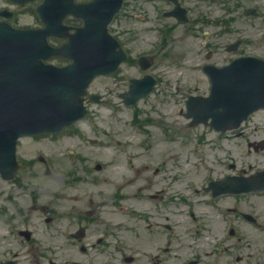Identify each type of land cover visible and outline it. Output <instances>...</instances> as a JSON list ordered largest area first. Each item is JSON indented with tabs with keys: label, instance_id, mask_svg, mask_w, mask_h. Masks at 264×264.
Wrapping results in <instances>:
<instances>
[{
	"label": "rangeland",
	"instance_id": "374dc122",
	"mask_svg": "<svg viewBox=\"0 0 264 264\" xmlns=\"http://www.w3.org/2000/svg\"><path fill=\"white\" fill-rule=\"evenodd\" d=\"M128 4L126 15L119 18L112 31L123 41L129 61L115 76L97 79L89 90L90 93L102 94L110 103L104 106L91 104L89 118L60 135L22 140L18 147V160L21 164L18 178L14 183H3L2 187L7 193L11 192L13 187H23L27 195L21 202L26 201L31 204L30 202L33 201L38 208L43 207L46 202L60 204L59 209L76 208L78 201L69 202L72 197H79L81 193L85 197L92 192L111 194L105 199L97 198L99 201L108 199L114 202L116 199H121L115 206L117 210L112 208L113 210L107 211L112 222L117 225L116 240L124 242L128 254L137 259L136 264H142L147 263V258L143 257L144 250L153 249L163 241L157 242L145 228L148 224L159 221L156 216L165 222L167 215H171L159 214L158 209L149 203L147 197L157 192L160 184L170 181L173 188L171 191L168 190V193L173 198L178 196L179 200V207L174 208L178 212V216L174 219L179 225V242L176 253L171 256L174 257L171 263L185 264L192 255L197 253L207 255L213 249L208 240L215 238L209 236L212 231L214 234H220L218 227L221 228L223 225L221 217L214 210L211 216H205L208 208L198 203L200 199H197L193 192L192 181L196 182L199 190L205 195L202 190L206 182L204 177L205 174L210 175L209 172L205 173L207 167L209 170L213 169L210 166L214 167L215 178H221L229 173L225 163L235 160L238 166L236 172L249 170V164L264 167V154L249 152L243 142H240L239 148L236 142L225 141L226 143L222 144L225 149L221 150L219 146L213 144L216 139L212 129L206 126L190 127L189 121L185 118L188 98L191 95H208L211 89V83L204 78L200 70V65L206 60V52L201 49L200 43L203 29L179 27L169 36L166 49L157 51L158 34L151 28L150 30L147 24L135 19L136 14L144 13L136 9L140 3L138 0H129ZM198 6L203 9L200 3ZM144 7L151 10L153 8L148 3ZM33 9V7L18 8L17 20L22 24H35L37 21L27 13ZM152 19L155 20V16L152 15ZM206 29L209 34H213L212 43L223 41L214 33L218 29L212 27ZM247 29L253 30L252 27ZM54 43L59 44V42ZM215 51L216 55L212 60L217 61L221 66L224 62L217 56L219 54L222 56L223 51L219 49ZM165 54L169 57H165ZM141 55H152L155 58V65L148 73L159 80V86L153 95L137 107H125L118 96L128 90L131 78H140L144 75L140 68L133 64ZM53 63L61 62L53 61ZM256 120L257 126H264V114L256 116ZM138 126H143L145 129ZM93 140L101 144L99 146L91 144ZM117 142L122 143L121 148L116 146ZM211 146L215 151L210 156ZM194 149L199 151L196 158L193 157ZM38 155H44L50 161L51 175L46 176L45 167L34 163V158ZM135 161L149 168L137 174L133 185L122 186L121 183H126L129 176L135 175L131 168ZM99 163L106 166L101 172L95 169L96 164ZM159 166L170 173L155 176L154 170ZM115 170H118L116 177H114ZM66 176L68 178H64ZM174 177H178V181L175 182ZM95 179L100 181L108 179L119 185H102L101 189L93 188ZM140 179L145 188L139 189ZM31 187L36 188L34 193L40 189L44 193L40 202L37 203L32 199L33 192L28 189ZM136 193L141 194L142 196L139 197L143 198L135 200ZM183 196L185 200L197 202L198 206L194 209L187 208L181 202ZM64 200L69 201V204L63 207L61 204L67 203ZM235 202L236 200L228 198L220 199L215 204L234 206ZM253 202L264 205V200L261 199L253 198ZM120 206H127L129 211L124 215L119 214ZM134 207L151 211L154 219L153 217L148 219L147 214L142 221L138 220L133 212ZM190 211L197 214L200 220L205 219V221H199L198 225L193 224L189 217ZM213 223H217L218 227ZM206 226L211 229H207ZM200 228L205 230L204 235L194 238V231ZM146 236L150 238L149 243L143 245L142 238ZM139 238L141 240H138ZM1 240L3 238H0ZM243 245L247 246V242L241 244ZM204 258L209 264H221L210 261L212 256ZM31 259L24 258L23 264H31ZM252 262L253 259L250 258L247 263Z\"/></svg>",
	"mask_w": 264,
	"mask_h": 264
},
{
	"label": "water",
	"instance_id": "95a60500",
	"mask_svg": "<svg viewBox=\"0 0 264 264\" xmlns=\"http://www.w3.org/2000/svg\"><path fill=\"white\" fill-rule=\"evenodd\" d=\"M57 5L55 0H48L46 7L42 6L47 24L44 30L0 32V126H4L0 131V172L6 179H11L17 169V140L60 132L85 116L82 97L88 85L96 76L114 71L124 58L107 33L112 11L97 7L80 11L86 26L73 36L70 45L51 48L47 39L62 37L59 24L66 13ZM51 57H65L73 65L65 69L45 66L42 61ZM230 71L226 82H215L211 98L192 103L188 116L195 118L194 123L212 118L215 127L233 125L231 121L220 125L228 111L239 105L226 94L227 87L240 100V121L264 106V63L240 62ZM132 89L135 102L153 89V83L146 88L135 83Z\"/></svg>",
	"mask_w": 264,
	"mask_h": 264
},
{
	"label": "flooded vegetation",
	"instance_id": "af4514ba",
	"mask_svg": "<svg viewBox=\"0 0 264 264\" xmlns=\"http://www.w3.org/2000/svg\"><path fill=\"white\" fill-rule=\"evenodd\" d=\"M219 1L224 40H231L240 33V50L254 54L264 48V39H257L253 43L246 41L244 29L246 10H258L260 1ZM199 3L203 11L207 8L208 13H211L210 0H202ZM198 9H200L199 6ZM260 26L256 28L259 35L261 30H264ZM247 33H250V29ZM257 131L255 126H244L238 134H235V139L238 142L244 141L247 148L249 150L253 148L252 151L255 153L264 152V145L260 144L264 139L258 138ZM244 173L245 171L242 174L238 172L237 176H243ZM235 197V205L229 211L233 213L236 223L234 228H231L229 238L236 243L237 252L242 255V263L264 264V205L253 202V198L264 200V192L247 193ZM12 205L0 206V233L4 237L0 241V258L4 259H0V262L9 260L5 257L12 255L9 250L11 246H15L17 251L20 248L16 257L21 252L33 253L36 257L51 258L50 264H59L53 259H62L67 256L75 259L78 257V262L74 260V264H99L97 261L99 257H116L120 252V244L113 243L114 228L106 206L103 204L93 206L80 203L78 208L72 209H59L57 207L59 204H44L41 208L34 203ZM219 232L221 236L225 232L224 223ZM28 236L31 237L30 240ZM244 242H247V246H241ZM83 246H85L84 249ZM84 257L85 260H83ZM250 258L253 262L247 263ZM39 263L40 259L36 261V264Z\"/></svg>",
	"mask_w": 264,
	"mask_h": 264
},
{
	"label": "bare ground",
	"instance_id": "6f19581e",
	"mask_svg": "<svg viewBox=\"0 0 264 264\" xmlns=\"http://www.w3.org/2000/svg\"><path fill=\"white\" fill-rule=\"evenodd\" d=\"M115 171H116V175H114V177H116L117 174H118V170H115ZM136 171H137L138 173H140L142 170H141L140 168H136ZM136 179H137V177H131V178L128 180L127 183L133 185L134 182L136 181Z\"/></svg>",
	"mask_w": 264,
	"mask_h": 264
}]
</instances>
